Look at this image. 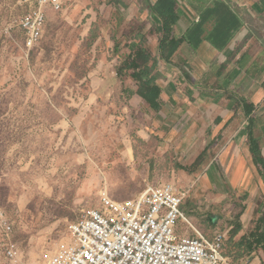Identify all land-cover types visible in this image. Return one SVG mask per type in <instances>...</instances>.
<instances>
[{"label":"rangeland","instance_id":"rangeland-1","mask_svg":"<svg viewBox=\"0 0 264 264\" xmlns=\"http://www.w3.org/2000/svg\"><path fill=\"white\" fill-rule=\"evenodd\" d=\"M63 2L62 12L48 10L42 39L28 49L18 22L31 7L0 0V209L14 224L22 264H45L67 246L68 225L99 207L103 194L124 202L149 185L174 183L191 192L187 215L195 196L212 195L205 162L184 155L193 146L181 151L148 137L147 105L132 109L124 85L98 68L112 59L106 41L91 39L113 34L106 0ZM261 40L259 31L241 44ZM3 239L0 232V264H9Z\"/></svg>","mask_w":264,"mask_h":264},{"label":"crops","instance_id":"crops-1","mask_svg":"<svg viewBox=\"0 0 264 264\" xmlns=\"http://www.w3.org/2000/svg\"><path fill=\"white\" fill-rule=\"evenodd\" d=\"M159 1L106 0L113 34L99 36L96 45L106 41L104 55L112 59L98 68L124 85L132 109L143 111L145 101L132 94L136 82L119 78L117 70L133 38L142 29L149 33V47L160 58L163 106L147 113L142 132L162 137L177 150L193 146L184 152L192 163L204 153L203 177L212 195L205 201L195 196L197 206L189 215L183 209L185 214L208 237L226 235L225 256L234 264H264V173L250 140L254 135L261 141L264 155V40L261 46L241 44L259 31L264 34V0H175L173 35L183 43L170 61L161 59L162 34L156 27L164 19L153 9ZM180 227L181 234L194 235Z\"/></svg>","mask_w":264,"mask_h":264},{"label":"built area","instance_id":"built-area-1","mask_svg":"<svg viewBox=\"0 0 264 264\" xmlns=\"http://www.w3.org/2000/svg\"><path fill=\"white\" fill-rule=\"evenodd\" d=\"M31 9L19 19L28 49L42 39L47 12H62L63 0H24ZM174 183L149 185L121 202L103 194L100 205L83 211L68 225L67 246L45 264H234L225 256L226 235L208 237L195 227L183 206L190 198ZM193 234H181L180 225ZM186 226V227H187ZM1 247L9 264H22L23 252L14 240V224L0 209Z\"/></svg>","mask_w":264,"mask_h":264},{"label":"trees","instance_id":"trees-1","mask_svg":"<svg viewBox=\"0 0 264 264\" xmlns=\"http://www.w3.org/2000/svg\"><path fill=\"white\" fill-rule=\"evenodd\" d=\"M175 8V0H160L153 8L164 19V22L156 27V31L162 34L160 43L161 59L167 61L173 59L183 43L182 39L176 38L173 35L174 27L178 22V15L176 14ZM148 34L142 29L133 38V42L129 44L130 52L122 57V63L117 73L120 78L123 76L131 77L137 84V90L132 94L143 98L147 105L146 107L151 112L158 113L163 106V87L159 83V73L157 72L160 58L149 47ZM91 39L94 43L96 36L92 35ZM249 111L251 112L252 109ZM250 140L255 163L259 171L264 173V155L261 141L254 135H251ZM202 156H204V153L199 157L196 165L202 163Z\"/></svg>","mask_w":264,"mask_h":264}]
</instances>
